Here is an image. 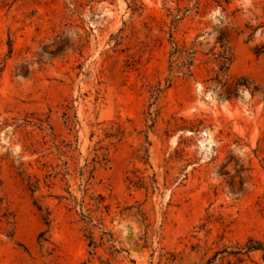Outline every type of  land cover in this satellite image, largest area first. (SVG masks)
<instances>
[{"label":"rangeland","instance_id":"1","mask_svg":"<svg viewBox=\"0 0 264 264\" xmlns=\"http://www.w3.org/2000/svg\"><path fill=\"white\" fill-rule=\"evenodd\" d=\"M263 250L264 0H0V264Z\"/></svg>","mask_w":264,"mask_h":264},{"label":"trees","instance_id":"2","mask_svg":"<svg viewBox=\"0 0 264 264\" xmlns=\"http://www.w3.org/2000/svg\"><path fill=\"white\" fill-rule=\"evenodd\" d=\"M254 29L251 26H245L243 30H240L237 32L238 36H245V40L249 41L251 37L253 36ZM216 44L218 45V49L216 52L212 54L214 56V63L217 68L216 73V79L219 77L225 76V74L228 72L229 66L232 61L231 52L228 46V40L224 36V34L220 33L219 36L216 39ZM170 57L173 59L170 62V71L173 69H176L178 71H185L186 73L189 72V69L193 66L194 61V52L188 53L187 51H184L183 49L175 46L173 48V52L170 54ZM185 57L184 60L180 62L179 65L177 63ZM184 75H187V74ZM243 87H246V81L245 80H239L237 81L232 87L227 88L224 96L226 99L235 98L238 95V90L243 89ZM249 246H247L248 251H257L262 250L258 244H255L253 242ZM253 243V244H252ZM264 251V250H263Z\"/></svg>","mask_w":264,"mask_h":264}]
</instances>
